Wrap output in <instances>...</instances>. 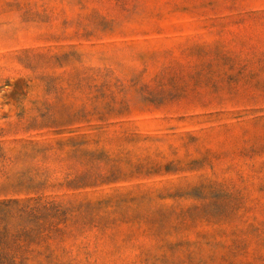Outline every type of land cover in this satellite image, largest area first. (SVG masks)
I'll return each instance as SVG.
<instances>
[{"label": "rangeland", "instance_id": "374dc122", "mask_svg": "<svg viewBox=\"0 0 264 264\" xmlns=\"http://www.w3.org/2000/svg\"><path fill=\"white\" fill-rule=\"evenodd\" d=\"M0 264H264V0H0Z\"/></svg>", "mask_w": 264, "mask_h": 264}]
</instances>
